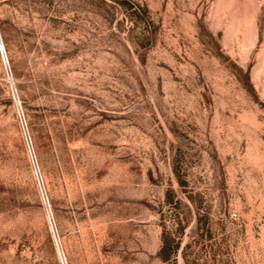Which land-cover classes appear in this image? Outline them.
<instances>
[{
    "label": "rangeland",
    "instance_id": "1",
    "mask_svg": "<svg viewBox=\"0 0 264 264\" xmlns=\"http://www.w3.org/2000/svg\"><path fill=\"white\" fill-rule=\"evenodd\" d=\"M132 1L0 0V264H264V0Z\"/></svg>",
    "mask_w": 264,
    "mask_h": 264
},
{
    "label": "trees",
    "instance_id": "2",
    "mask_svg": "<svg viewBox=\"0 0 264 264\" xmlns=\"http://www.w3.org/2000/svg\"><path fill=\"white\" fill-rule=\"evenodd\" d=\"M112 2L118 6H122L127 10H131L132 12V19L135 20V22L143 21L144 23H149L148 18V8L143 7L140 4L132 1V0H112ZM1 194V191H0Z\"/></svg>",
    "mask_w": 264,
    "mask_h": 264
},
{
    "label": "built area",
    "instance_id": "3",
    "mask_svg": "<svg viewBox=\"0 0 264 264\" xmlns=\"http://www.w3.org/2000/svg\"><path fill=\"white\" fill-rule=\"evenodd\" d=\"M0 49H1L2 56L4 58V63L6 65V67L8 68V61L6 60L5 49H4V46L2 45L1 38H0ZM20 119L22 121V125H23L24 131H25V134H26V137L28 140V146L31 148V137H30V133H29V128H28V125H27L25 119L23 118V114H21V111H20ZM39 183L41 184V180H39ZM42 194H43L44 201L46 202L45 194L43 192H42ZM59 252H60V256H61V263L65 264V260L63 259V255L61 253L60 248H59Z\"/></svg>",
    "mask_w": 264,
    "mask_h": 264
}]
</instances>
